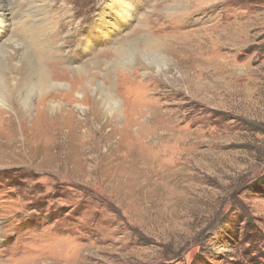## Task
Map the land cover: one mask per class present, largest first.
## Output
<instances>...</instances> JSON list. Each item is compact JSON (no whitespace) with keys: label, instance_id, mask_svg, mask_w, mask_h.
Here are the masks:
<instances>
[{"label":"rangeland","instance_id":"rangeland-1","mask_svg":"<svg viewBox=\"0 0 264 264\" xmlns=\"http://www.w3.org/2000/svg\"><path fill=\"white\" fill-rule=\"evenodd\" d=\"M19 2L51 87L2 111L0 264H264V0Z\"/></svg>","mask_w":264,"mask_h":264},{"label":"bare ground","instance_id":"bare-ground-1","mask_svg":"<svg viewBox=\"0 0 264 264\" xmlns=\"http://www.w3.org/2000/svg\"><path fill=\"white\" fill-rule=\"evenodd\" d=\"M7 1L9 0H0V124L4 123L6 119H2V111L9 108V104L12 103L13 100H17L20 92L26 91L28 88H33L32 90L41 89L42 91H47L51 87L49 79L47 78L45 72H43L44 70H41V68L43 69V66L41 65V62H39V58H36L35 64L30 58H27L25 61H16L20 55L19 46L14 45V41L8 43L5 40L7 31H9V28H11V14L14 15V25L18 23L22 24L23 31L24 29H27V33L29 30L31 34L32 32L33 34H36L37 30H40L39 28L45 23L44 14H46V11L43 8L44 5L39 6L36 3H33L31 4L30 9H20L18 11L15 9L20 3L19 0H12V2ZM115 5L117 7H120L121 9L124 7V3L122 2V0H115ZM182 7L183 5L180 3L177 4L176 8ZM120 13H122V10H120L116 15H119ZM21 34L25 35L24 33ZM153 43L154 41L150 37H146L143 41L137 42L135 44H122L113 52V54L115 55L114 63L116 67L120 65V67H123L126 64H131L133 62L130 61H134L135 59V62H137L138 60L142 62V58L139 55L141 48L149 46L152 47L154 46ZM141 44L145 45L142 46ZM83 46H86V48H88L86 43H84ZM150 66H152L153 68V65L150 64ZM81 77L82 76H79V78ZM40 103L41 112L43 113H52L53 111L57 110V107L50 101H47L45 96L41 98ZM114 103L115 100L111 98L110 95H106L105 105L110 108L114 105ZM21 105L24 108V116H27L28 110L30 108L29 102L27 100H24ZM68 106L69 104L65 105V107L69 108ZM63 109V107L60 109L61 113H63ZM66 111L68 112L69 110L66 109Z\"/></svg>","mask_w":264,"mask_h":264}]
</instances>
